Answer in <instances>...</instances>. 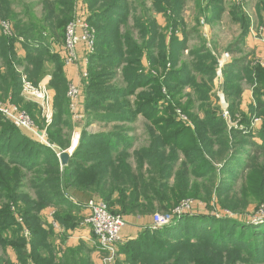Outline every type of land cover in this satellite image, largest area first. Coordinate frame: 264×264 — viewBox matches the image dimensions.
Listing matches in <instances>:
<instances>
[{
  "label": "rangeland",
  "instance_id": "374dc122",
  "mask_svg": "<svg viewBox=\"0 0 264 264\" xmlns=\"http://www.w3.org/2000/svg\"><path fill=\"white\" fill-rule=\"evenodd\" d=\"M10 1L13 4L14 11L21 16L24 23L28 24L30 21L43 32L42 37L44 40H40L43 42L42 45L45 46L44 43H46L52 52L57 51L60 56L65 45L67 27L76 18H82L90 24L95 41L93 51L88 53L84 50L85 60H81L78 66H75L78 73L85 74V76L82 77L80 81L81 94L79 97V105L74 111L70 107L71 102L68 97L69 87L74 82L67 83L66 81L64 95L65 105L67 103L65 111L68 115L65 117L68 118L63 119V125L61 128H58L62 129L61 142L63 144L61 150H59V148L55 147L53 144L50 145L49 141H51V139L48 134L49 128L55 121L56 93L58 95L57 90L53 88L52 75L46 69L41 80L31 77L30 72L37 71V66L43 61L35 63L27 61L26 52L23 47L24 40L21 41L22 37L18 36L17 31H15L16 28H13V36L8 39L15 42L19 40L16 42L17 64L13 65V69L21 80V102H15L12 97H4L1 94L0 102L4 107L14 106L22 113H25L33 123L36 131L45 134L44 141H41V139L31 131L17 129L24 135H27L36 145L52 151L57 158V162L59 161L57 167L52 160L46 162L47 159L44 160L38 157L36 160L37 164L43 162L47 163V165L41 166L38 168V171L32 172L21 169L20 172L22 176L20 179L24 185L17 191L22 194L28 193L32 198H35L31 184L38 186L48 185L53 193L60 191L62 196L66 199L73 198L79 202L77 199L87 200L90 198H97L102 201L99 195L82 193L81 190H77L71 186L72 184L66 179L64 171L65 166H62L59 156L62 152L68 153L72 148L73 152L70 154L72 157L80 141L83 140V131L87 130V132L93 136L106 134L121 135V138L124 137L122 141L115 137L105 141L116 144L118 147L120 145L121 150L129 149L128 153H130V155L127 160L129 169H123L124 173L128 174L127 178L129 181L137 179L138 183L155 181L162 184V181L165 180L169 188L168 191L165 190L166 193H169L171 196L173 193H179L180 185L178 183L183 169L182 164L185 161L183 151L180 150L177 153L179 158L178 164L173 167V170L161 181L158 171L153 168V164L155 163L154 158H150L149 160L143 155H138L141 150L147 152L151 150L149 133L153 126H151V123L147 121L144 115H138L133 123H103L95 121L90 125L88 124L89 107L87 104V89L93 78L97 79L99 83L96 84V89H98L99 92L119 93L120 91L122 94L119 96H112V98L95 100L97 108H95L94 111L107 113L110 112L109 109H111L113 112H116L118 108L123 107L125 108L124 112L130 114L134 108L139 105L138 97L144 96L145 99L152 100L160 98L159 93H157V95L154 94L153 90H149L150 86L148 85L139 87L135 91V95L129 99L124 98L123 95L127 94L126 92L129 88L127 84L128 80L126 79V70L124 71L127 67L126 65H119L111 69L101 64V66L95 67V70L92 72V60L90 58L95 53L98 30L97 26H93L90 23V18L94 11H96V13L102 11L111 4V7H113L118 0ZM62 1L70 4V8L67 11L69 19L65 24V28L57 31L58 24L56 25V22L61 21L62 15H60V19H56L55 16H51L52 18H50L49 16L54 13V11L57 10V12H59L61 10L60 4ZM208 1L209 0H184L181 10L174 12L170 7H166L165 11L158 10L155 0H126L123 7L127 9V16L121 15L118 30L119 41L121 40L120 42L123 47L128 43L129 38L136 48L143 51L145 50L143 56L139 55L141 61L138 71L142 70L151 74L153 77L157 78L161 86L160 92L163 95V99L158 105L160 110L158 119H163L161 117L165 119L173 117L176 121L184 124L185 127L194 130L195 123L193 119L185 113L183 109L184 107H188L196 118L204 119L205 113L208 110L205 109V101H202V98H205L208 93V108L215 114V117L220 120V123L217 122L218 124L212 127L216 129L215 134L219 135L214 139L215 144L212 148L213 152L216 154V158L207 152L204 154V157H206L215 168V179H209V174L204 178L202 176H199V178L189 176L188 181L190 182L191 188L194 186L195 182L199 183L196 196L190 193L188 197L176 203L172 202V207L169 210L162 212L157 209L155 213L149 212V214L146 215L147 218L153 220L154 215L157 213H175L176 218L173 223L186 219L209 220L207 224L205 223V240L202 239L205 241V244H199L196 238H192L190 242L191 245L188 246H171L169 243H163L162 246L157 245L152 250H148L147 253L143 252L130 257L122 254L114 264H154L152 261L155 258L161 259L162 264H264V171L260 173L246 170V172L242 173L245 164L249 160L246 153L250 151V147L246 143H249V139H254L258 144L262 143L258 134L264 127V116L260 115V112L256 113L255 110H252L250 107L256 105L255 91L261 89V93H264V86H257L256 83L251 84L248 77L241 74L240 77L236 78L237 81L235 85L236 89H240L241 94L234 104H231L226 95L227 77L224 76L225 69L235 65L237 60L242 58L247 60L246 64L251 67L255 68L260 66L264 68V64L260 61L264 59V57H252L253 55L246 49L245 42L243 43L244 46H242L238 52L229 50L230 46L239 39L243 27L241 19V23L233 22L231 14L235 12L232 9L233 6L240 7L243 15H245L250 23L248 37L254 35V37L264 40V33L261 35L258 31L260 28H264V0H224L222 4L224 12L221 17L218 15L220 20L213 25L207 23L205 19V3L207 4ZM211 11L212 8L208 9L207 16L212 17ZM2 20L3 19H0V21ZM180 20L183 21L182 26ZM175 21H177L181 27H174ZM152 22H154V24L156 23L154 31H156L157 37H159L158 40L156 38V48L158 49L153 52L149 50L153 54L152 57L157 60L155 61L154 67L148 60V50L143 48L152 35L153 29L151 30L150 27ZM12 24L15 27V23ZM205 24L208 28L207 31H205ZM108 33L110 32L108 31ZM173 33L178 36L179 41H184L183 39L185 35H187L188 42L186 50L181 51L177 42L171 46ZM114 36L115 35L108 37V42L105 44V47L110 50L116 49V40H113ZM161 37L164 39H161ZM201 46L206 47L213 58L207 65H212L214 61L216 62L214 64L215 73L213 78H210L207 74L205 75V63L200 60L199 55L196 53V50ZM21 50L23 53H20ZM122 51L126 53L127 48L124 47ZM163 53H165V61L161 60ZM62 62H64L63 58ZM0 64L1 69L3 64L1 59ZM34 64H36V66ZM1 71L2 73H6V67H2ZM172 71H183L181 73H184L187 77L188 75L194 74L192 78L188 77L187 80H192V84L196 86L192 85L190 88L184 89V92L182 91L183 94L181 93L176 98H172V92L170 94L168 91V88L174 87L170 82V73H172ZM43 73L44 71L42 74ZM23 79L31 82L35 87L45 85L50 91L49 102L46 103L32 94L25 92ZM172 90H174V88ZM199 93L202 95L201 101L198 98ZM188 96L194 100L191 106H188ZM262 97L264 99V95H262ZM222 98L224 99L223 101H221ZM221 102L227 104V115L224 114ZM29 105L34 107L36 118L31 115L28 109ZM169 106H171L172 111H166ZM58 120L60 121V119ZM254 120H258V122L255 124ZM10 125L12 124L0 114V135L3 131H7ZM237 134H243V136ZM20 141L21 140L12 136L10 138L0 139V153H3L2 146L5 145L9 146V149L13 151L11 155H16L17 153L20 155V147L22 143H24V140ZM84 141L92 146L84 150V153H91L89 152L90 150H101L100 147L95 146L93 143L91 144L92 140ZM97 141L100 142V139H97ZM223 145L228 147L225 154H223L225 151ZM252 156L253 154L249 157ZM227 158H233L235 161L230 167L224 170V161H226ZM255 161L256 166L261 168V162ZM81 163L83 165H90V162L84 158L81 160ZM1 164L3 163L0 160V165ZM261 180L263 181L260 182ZM42 182L43 184H41ZM255 183H258L256 187L257 192L253 191ZM123 185L122 183L120 187ZM2 187H4L3 184ZM172 188H175L173 192L170 191ZM2 189L3 188L0 189V191H2L0 195V207L7 206L14 214L18 213L17 205L9 199V194L4 193ZM15 192L16 191H12L11 194ZM82 196H86V199ZM112 207L116 211L121 210L116 205H112ZM179 209L182 211L180 215L177 214ZM44 211H46V213H48V211L58 212L52 205L42 210L40 216L44 223H46V219L42 216ZM18 218L23 220L22 216ZM84 218L85 217L76 218L79 228L87 227L84 225ZM210 219L213 221H210ZM18 223L23 225L24 221ZM220 223L225 224L226 227L222 228V230L217 233ZM24 227L23 237L27 241H30L31 232L26 228V225ZM146 229L157 231L152 227V223L150 227ZM232 233L237 234L236 244L238 247L234 249V246H231L230 242L225 241L223 244H219L217 241H214L216 237L227 238ZM55 238L56 237H54V239ZM123 239L122 236L119 250L126 243ZM163 247L166 251L161 253ZM28 249L30 250L29 247ZM101 255V260H103L105 255L102 252Z\"/></svg>",
  "mask_w": 264,
  "mask_h": 264
},
{
  "label": "trees",
  "instance_id": "16d2710c",
  "mask_svg": "<svg viewBox=\"0 0 264 264\" xmlns=\"http://www.w3.org/2000/svg\"><path fill=\"white\" fill-rule=\"evenodd\" d=\"M125 1L126 0H118L113 7H111V4L102 11L97 13L94 11L90 18V23L93 26H97L98 30L95 53L90 58L92 60V72L95 70V67L101 66V64L111 69L119 65H126L127 67L124 71L126 70V79L128 80L127 84L129 88L127 89V94L123 95L124 98L129 99L135 95V91L139 87L146 85L150 86L149 90H153L154 94L157 95V93H159L160 98L152 100L145 99L144 96L138 97L139 105H137L130 114L125 113V108L123 107L118 108L116 112H113L111 109H109L110 112L107 113L94 111V109L97 108V100L101 98H112V96H119L122 94L120 91L119 93L99 92L98 89H96V84L99 83L97 79L93 78L87 89V104L89 107L88 124L90 125L95 121L103 123H133L137 116L142 114L147 121L151 123V126H153L149 133L151 150H149V152L141 150L138 155H143L149 160L150 158H154L155 163L153 164V168L158 171L160 181L166 178L173 170V167L178 164L179 158L177 153L180 150L184 153L185 161L182 164L183 169L178 183L180 185V192L176 194L173 193L171 196L169 193L165 192V190L168 191L169 189L165 180L162 181V184L155 181L138 183L137 179L128 180V174L124 173L123 169H129V164L127 163L128 156L130 155V153H128L129 149L121 150L120 145L118 147L116 144L105 141L114 137L122 141L124 137L121 138V135L106 134L93 136L90 135L87 130H84L82 133L83 140L80 141L79 146L70 158L69 164L64 167L66 179L72 184V187L81 190L82 193L99 195L101 200L108 204L113 214L119 215L124 219L127 217H145L149 212L155 213L157 209L165 212L172 207V202L176 203L188 197L190 193L196 196L199 183L195 182L194 186L191 188L190 182L188 181L189 176H195L197 178L202 176L204 178L209 174L208 178L214 180L216 177L215 168L211 165V162L204 157V154L207 152L216 158V154L213 152L212 148L215 144L214 139L219 135L215 134L216 129L212 127L220 123V120H218L215 114L208 108V93L205 98H202V101H205V109L208 110L205 113L204 119L196 118L188 107H184L183 109L184 112L193 119L195 123L194 130L185 127L184 124L176 121L173 117L165 119L160 116L163 119H158V113L160 111L158 105L163 99V95L160 92L161 86L157 78L153 77L151 74L142 70L138 71L141 61L139 57L143 56L145 50L143 51L136 48L131 40L126 37L128 38V43L125 44L124 47L127 48V52L123 53L122 49H124V47L120 42L121 40L119 41L118 30L121 15L127 16V9L123 7ZM223 1L224 0H209L207 4L205 3V19L210 25L220 20L218 15L221 17L224 12L222 8ZM183 2L184 0H155L158 10L165 11L166 7H170L174 12L181 10ZM60 6L61 10L59 12L56 10L49 16L50 18H52L51 16H55L56 19H60V15H62L61 21L56 22V25L58 24L57 31L65 28V24L69 19L67 11L70 8V4L62 1ZM210 8H212V17L207 16V11ZM232 9L235 11L231 13L233 22H240V19L243 22H240L243 27L239 39L231 45L229 49L238 52L240 48L244 46L243 43L247 40L250 23L245 15H243L240 7L233 6ZM0 19H3L2 21L15 23V27L13 26V28H16L15 31H17L18 36L22 37L24 40L23 47L26 52L27 61L33 63L43 61L37 66V71L30 72L31 77L41 80L46 69L52 75L53 88L57 90L58 95L56 93L55 121L49 128L48 134L53 145L61 150L63 145L61 142L62 129L58 128H61L63 125V119L68 118L65 117L68 115L65 111L67 103L65 105L64 95L66 78L61 56L58 52H52L46 43H44L45 46L42 45L43 42L40 40H44L42 37L43 32L30 21L28 24L24 23L21 16L14 11L13 4L10 0H0ZM180 24L181 26L183 25L182 20H180ZM180 24L175 21L174 27L176 26V28H179L181 27ZM155 25L156 23L154 24V22L150 24L153 32L146 45L143 47L148 50V60L153 67L157 60L152 57L153 54L149 50L153 52L158 49L156 48V38L158 40L159 37H157L156 31H154ZM108 31L110 33H108ZM112 35H115L113 40H116V49L110 50L105 47V44L108 42V37H112ZM161 39L164 38L161 37ZM183 40L184 41H179L178 36L173 33L171 46L177 42L181 51L186 50L188 42L187 35H185ZM18 41L19 40H16V42ZM16 42L4 37L0 32V59L3 62L2 67H6L7 69L6 73H2V67L0 69V94L4 97L10 96L15 102L20 103L21 80L13 69V65L17 64ZM196 53L199 55L200 60L205 63V75L207 74L210 78H213L215 73L214 64L216 62L214 61L212 65H207L208 62H211L213 59L210 51H208L206 47L201 46L196 50ZM161 60L165 61V53H163ZM246 62L247 60L243 58L238 59L235 65L224 71V76L227 77L226 95L231 104H234L238 97H240L241 91L239 88L236 89L235 85L237 81L236 78L240 77L241 74L248 77L251 84L256 83L257 86H264V68L260 66L254 68L247 65ZM34 65L36 66V64ZM43 71L44 73L42 74ZM181 72L183 71H172V73H170V82L174 87L168 88V91L170 94L172 92V98H176L184 89L194 85L191 82L192 80H187L188 77L192 78L194 74L188 75L187 77V75ZM173 88L174 90H172ZM261 92V89L255 91L256 105L250 108L255 110L256 113L260 112V115L264 116V99L262 97L264 93ZM198 95L201 101L202 95H200V93ZM193 101L194 100L190 97L188 106H191ZM28 109L31 115L36 118L34 107L29 105ZM166 111H172L171 106H169ZM58 119H60V121ZM237 135L243 136V134ZM11 136L21 141L24 140V143H22L20 147V155L19 153L11 155L13 151L9 149L10 147L5 145L2 146L3 153H0V160L3 164L0 165V189L3 188V192L9 194V199L15 202L18 207V213H16L18 215L14 214L7 206L0 207V249L2 250L0 264H13L7 255L8 248L16 252L19 264H93L90 257L91 250L84 241H81L79 246L70 248L60 254L52 241L54 233L51 229L53 226L51 224L46 225L47 222L44 223L40 216L42 210L52 205L58 210V212H55L54 218L59 225L67 231H74L78 228L76 219L78 217L75 215V212L81 207L76 206L69 199L62 196L60 191L53 193L48 185H43V187L31 184L35 198H32L28 193L22 194L17 191L24 185L20 179L22 176L20 172L21 169L32 172L38 171V168L41 166H46L47 163H36L38 157L44 160L47 159L46 162L52 160L58 167L59 161L57 162L55 154L45 147L36 145L27 135L21 133V131L13 125H10L7 131L2 132L0 139L10 138ZM258 137L262 141L261 144H258L254 139H249V143H246L250 147V151L246 153L249 160L245 164L242 173L246 172V170L260 173L264 171V127L258 134ZM97 139H100V142H98ZM84 140H92L91 144H95V146L100 147L101 150H90L89 152L91 153H84V150L92 147L85 143L86 141ZM223 146L225 150L223 154H225L228 147L226 145ZM252 154L253 156L249 157ZM83 158L88 160L90 165H83L81 163ZM255 160L261 162V168L256 166ZM234 161L235 159L233 158H227L226 161H224V170L230 167ZM122 183L124 185L120 187ZM2 184L4 187H2ZM41 184H43V182ZM257 186L258 183H255L254 192H257ZM174 190L175 188L170 189L172 192ZM12 191L16 192L11 194ZM1 194L2 191H0V195ZM77 200L81 201L80 199ZM112 205H116L121 210L116 211ZM21 216L24 221L23 225L18 223V217ZM210 221L213 220L210 219ZM207 222H209V220L186 219L172 223L157 231L145 229L136 239L126 242L124 246L120 248L118 259L122 254L130 257L143 252L147 253L148 250H152L157 245L162 246L163 243H169L171 246H188L191 245L190 242L192 238H196L199 244H205V241L202 239L205 240V223L207 224ZM25 225L31 232L30 241H27L23 237ZM48 226L51 229H48ZM219 226L217 233H219L222 228L226 227L223 223H220ZM214 241H217L219 244H223L225 241L230 242L231 246H234L233 249L238 247L236 244L237 234L235 233L230 234L227 238L216 237ZM165 251L163 247L161 253ZM152 262L154 264H162V260L158 258L153 259Z\"/></svg>",
  "mask_w": 264,
  "mask_h": 264
},
{
  "label": "built area",
  "instance_id": "2783aa9c",
  "mask_svg": "<svg viewBox=\"0 0 264 264\" xmlns=\"http://www.w3.org/2000/svg\"><path fill=\"white\" fill-rule=\"evenodd\" d=\"M207 30L208 28L205 24V31ZM258 31L262 35L264 33V28H260ZM0 32L6 38L12 37L14 33L13 24L10 21H0ZM21 41H23V39H21ZM94 44V34L90 24L82 18L74 19L66 30L65 45L62 50L64 63L68 66H78L81 61L80 51L85 50L90 53L93 51ZM260 61L264 64V59ZM79 74L80 78L85 76V74ZM23 83L25 92L32 94L46 103L49 102L50 91L45 85L35 87L31 82H28L25 79H23ZM80 94V85L72 83L69 87L68 97L71 102L70 107L73 111L76 110L79 105ZM223 100L224 99L222 98L221 101ZM221 105L224 110V114L227 115V104L221 102ZM0 114L14 127L31 131L38 136L41 141H44L45 134L36 131L31 120L25 115V113L19 111L17 107H4L0 102ZM254 122L256 124L258 120H254ZM72 150L73 149L71 148L69 151L70 154L73 152ZM68 199L76 206L85 208L88 211V214L84 219V225L90 227L92 235L98 245V251L100 250L105 255L102 262L103 264H114L118 259L122 233L126 226L125 219L119 215L113 214L108 204L97 198L91 199L84 204L77 202L73 198ZM181 213L182 211L179 209L177 214L180 215ZM54 215L55 212L53 211L50 214V224L54 229H59V223L55 220ZM175 215V213L168 212L155 214L152 227L159 230L171 225L176 218ZM22 221V219H18V222L22 223Z\"/></svg>",
  "mask_w": 264,
  "mask_h": 264
},
{
  "label": "crops",
  "instance_id": "0c3cea01",
  "mask_svg": "<svg viewBox=\"0 0 264 264\" xmlns=\"http://www.w3.org/2000/svg\"><path fill=\"white\" fill-rule=\"evenodd\" d=\"M245 44H246V49L253 55L252 57H259V56L264 57V40L254 37V35H250L247 38ZM20 53H23V51L21 50ZM80 56H81V60H85L83 50L80 51ZM62 58H63V55L61 52V59ZM63 65H64L63 70L66 76L67 83L74 82V84L80 85L81 78H80V74L78 73V70L74 66H68L66 64H63ZM82 197L86 199V196H82ZM90 199L81 200V201L78 200V201L84 204L88 202ZM52 212L53 211H48V213H46V211H44V213L42 214V216L46 219V222H47L46 225L51 223V217L49 216ZM87 214H88V211L82 207L79 208L75 212V215L78 217H85ZM125 221H126V226L122 233L124 242H128L130 240L136 239L143 230H145L146 228H149L151 223H153V220H151V218H147L146 216L145 217H127ZM48 229H51V228L49 227ZM51 230L54 233L52 241L54 243V246L56 247V249L59 251L60 254H62L63 252L67 251L70 248H75L79 246L81 241H84L85 243L88 244L91 250L90 257H91L93 264H103L101 260L102 255L98 251V245L89 227H85V228L78 227L74 231H71V230L67 231V230H64L60 226L59 229L52 228ZM54 237L56 238L54 239ZM0 254H2V250L0 251ZM7 255L9 257V260L13 264H19L17 254L14 250L8 248Z\"/></svg>",
  "mask_w": 264,
  "mask_h": 264
},
{
  "label": "water",
  "instance_id": "95a60500",
  "mask_svg": "<svg viewBox=\"0 0 264 264\" xmlns=\"http://www.w3.org/2000/svg\"><path fill=\"white\" fill-rule=\"evenodd\" d=\"M49 143H50V145L53 144L51 141H49ZM70 158H71V155L69 152L68 153L67 152L60 153V160H61L62 166H67L69 164Z\"/></svg>",
  "mask_w": 264,
  "mask_h": 264
}]
</instances>
